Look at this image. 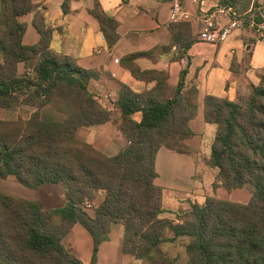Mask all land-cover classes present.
Listing matches in <instances>:
<instances>
[{"label":"trees","instance_id":"1","mask_svg":"<svg viewBox=\"0 0 264 264\" xmlns=\"http://www.w3.org/2000/svg\"><path fill=\"white\" fill-rule=\"evenodd\" d=\"M69 1L62 6L65 14ZM220 2L244 15L247 27L251 20L262 21L257 0ZM90 13L99 22L108 48L115 46L120 39L118 22L98 0ZM28 14H33L32 23L40 34L39 42L31 46L23 43L27 24L20 21ZM170 32L171 42L164 51L175 50L176 61L190 60L188 52L197 42L191 24H171ZM52 37L45 7L33 0H1L0 110L24 105L35 111L28 120L0 119V178L14 176L31 189L62 185L66 204L46 209L0 192V264H83L64 244L76 224L92 237L90 264H98L101 244L119 223L124 227L123 252L141 264H179L160 246L183 236L189 239L186 264H264V74L241 102L214 96L204 102L206 122L217 126L206 160L218 169L215 187L219 183L231 191L252 185L250 201L208 197L204 204L191 203L183 214L169 219L162 216L168 211L155 184L157 154L165 147L198 155L186 143L193 135L190 121L197 112L193 102L197 91L182 94L186 70L175 96L167 99V72L142 71L135 63L137 55L125 59L136 79L156 85L142 93L121 86L120 130L129 144L110 157L77 136L82 127L113 119L89 91L96 73L80 67L71 56L53 52ZM136 113H142L141 122L133 119ZM97 192H103L104 199L91 216L85 204H92Z\"/></svg>","mask_w":264,"mask_h":264},{"label":"crops","instance_id":"2","mask_svg":"<svg viewBox=\"0 0 264 264\" xmlns=\"http://www.w3.org/2000/svg\"><path fill=\"white\" fill-rule=\"evenodd\" d=\"M260 1L257 0L258 3ZM64 2L33 0L35 5L45 7L47 23L53 29L51 50L75 58L80 67L96 73L89 83V91L113 114V119L107 124L80 128L78 138L110 157L127 148L129 143L120 130L122 112L118 101L121 86L127 85L133 91L142 93L156 85L155 81L138 80L132 75L125 63L128 56L137 55L135 63L142 71L156 70L169 74L167 99L175 96L181 73L186 70L182 94L187 96L191 90L197 91L193 95L197 112L190 121L193 135L186 139V143L198 155L179 154L165 147L159 150L155 184L162 190V204L168 211L162 216L175 219L176 214H183L191 203L202 205L208 197L248 203L252 195L246 186L231 191L219 183L215 187L218 169L209 166L206 160L211 155L217 126L206 122L204 102L207 96L241 102L252 85L261 83L264 41L256 31L248 26L235 29L226 41L218 45L201 42L200 35L206 28L203 17L222 6L221 2L182 0L183 8L190 17L187 23L191 24L192 35L197 42L188 52L190 60L176 61L175 50L164 51L171 42L170 25L175 23L171 20V0H98L103 11L119 24L120 39L112 48H108L99 22L90 13L94 0H70L66 14L62 8ZM230 20L228 15L218 14L217 28L227 26ZM20 21L27 24L23 43L28 46L37 44L40 34L32 23L33 14L21 17ZM24 70L25 65L19 64L20 74ZM34 111L35 108L22 105L20 117L28 120ZM133 119L141 122L142 113H136ZM63 193L66 199L65 191ZM96 195L95 206H98L104 199V193L97 192ZM31 198L34 197L26 200L39 202ZM65 204L66 200L63 206ZM88 213L94 216L93 209ZM115 225L109 240L99 248L98 264H141L134 256L123 252L124 227L121 223ZM167 237L172 238L173 234L168 231ZM188 242V237L183 236L173 242L162 243L160 249L177 263L186 264ZM64 244L83 264H90L93 240L82 225L73 227Z\"/></svg>","mask_w":264,"mask_h":264},{"label":"built area","instance_id":"3","mask_svg":"<svg viewBox=\"0 0 264 264\" xmlns=\"http://www.w3.org/2000/svg\"><path fill=\"white\" fill-rule=\"evenodd\" d=\"M171 2L173 4L171 20L175 23L190 21L188 12L183 8L182 0H171ZM258 11L260 12L262 21L257 23L251 20L250 27H252L259 38L264 41V0H262L261 5L258 7ZM218 14H226L231 18L227 26L217 28L216 16ZM203 21L206 28L200 35V41L210 45H218L226 41L235 29H245L247 27L244 15L239 14L231 6H219L215 11L206 13L203 17ZM92 209L94 210V206L87 202L85 204V210L89 212Z\"/></svg>","mask_w":264,"mask_h":264},{"label":"rangeland","instance_id":"4","mask_svg":"<svg viewBox=\"0 0 264 264\" xmlns=\"http://www.w3.org/2000/svg\"><path fill=\"white\" fill-rule=\"evenodd\" d=\"M261 1L259 6L261 5ZM1 15V9H0ZM2 58V53L0 51V61ZM22 115L21 106L12 108V109H3L0 110V119L2 120H13L17 119ZM26 115V113H24ZM246 188L251 192L253 191L252 185H246ZM63 191H65V187L62 185H45L44 187H40L39 189H31L24 185H22L14 176H9L7 178H0V192L6 193L11 196L21 197L24 199H30V197H34L31 199L39 200L38 203H42L43 207H47L49 209L59 208L65 203V196ZM35 195V196H33ZM97 198V195H96ZM97 201L95 200L92 203V206H95ZM44 207V208H45ZM46 208V209H47ZM59 220L56 219V222ZM116 226V225H115Z\"/></svg>","mask_w":264,"mask_h":264}]
</instances>
